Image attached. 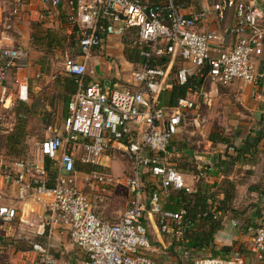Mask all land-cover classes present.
I'll return each instance as SVG.
<instances>
[{
	"label": "built area",
	"instance_id": "1",
	"mask_svg": "<svg viewBox=\"0 0 264 264\" xmlns=\"http://www.w3.org/2000/svg\"><path fill=\"white\" fill-rule=\"evenodd\" d=\"M31 1L13 0L10 14L18 17ZM37 1L48 12L54 10L56 17L63 15L65 32L75 37L77 55L66 57L63 70L74 78L77 90L67 103L61 129L39 141L35 158H0L1 181L14 190L15 202L30 206L23 214L12 202L0 204V223L16 224L33 235L27 249L18 250L8 264H57L56 249L49 244L55 232L66 233L82 254L79 264H163L150 253L145 216L154 219L159 233H171L180 242L207 213L192 220L185 217L184 210L167 213L162 209L169 192L187 187L180 169L169 161L170 148L185 125L186 115L195 107L198 91L189 90L173 107L162 104L160 95L175 61L180 65L175 75L180 85L196 75L195 71L203 81L222 88L236 81L256 85L262 75L252 59L264 52V0H217L212 4L203 0L206 6L190 13H183L185 6L178 0H167L162 7L143 0ZM231 10L236 21L226 31L233 43L223 50L219 35L198 30L209 19L223 23ZM52 18L50 13L39 15L41 22L51 23ZM127 33L132 35L139 56L130 80L122 86L88 81L86 61L91 53L107 40H121ZM163 56L168 58L164 69L153 65ZM30 66L27 50L0 42V87L5 90L11 76L16 99L21 102L28 101V78L18 75ZM113 150L125 156L131 171L123 180L129 193L127 207L110 223L96 210L104 201L100 191L119 184L110 173L100 171L101 158ZM46 160L51 162L48 168ZM76 163L81 168L101 169L83 172ZM144 176L153 186L149 195ZM85 185L95 186L93 196L84 191ZM208 215L213 220L225 219L215 209ZM247 228L261 258L264 226ZM37 236H44L45 243L35 241ZM193 264L248 263L239 252H232L198 258Z\"/></svg>",
	"mask_w": 264,
	"mask_h": 264
},
{
	"label": "rangeland",
	"instance_id": "2",
	"mask_svg": "<svg viewBox=\"0 0 264 264\" xmlns=\"http://www.w3.org/2000/svg\"><path fill=\"white\" fill-rule=\"evenodd\" d=\"M4 3L5 0H0V7L3 13L8 10L5 8ZM189 4L199 8L204 2L203 0L190 1V3L186 5ZM198 31L200 32V30ZM10 36L15 42L14 45L23 43L22 35L14 33ZM30 43L31 41L29 40V45L26 47L31 63V66L26 70L29 96L28 101L24 104L27 110L20 106L21 104L18 103V100L14 96L16 88L12 78L6 82L8 84H6L7 90L4 92V95L5 98H10V100L5 102L8 109L3 111L0 115V155H2L6 161L35 158L39 141L47 136H51L54 130L61 129V120L64 117V93L61 88V83L66 78L63 70V62L66 57H70L68 48L66 47L67 45L62 48H55L45 54L44 52L38 51L40 49L32 47ZM183 66L187 68L190 67L186 63H184ZM28 72H30V74H28ZM195 74V76H198L196 71ZM11 75H13L12 72ZM95 77L101 79L103 76L100 72H97ZM102 80L105 86L110 85L108 79L103 78ZM238 95L236 90H230L228 87L222 88L210 82L203 81L202 87L198 91V95L195 99V107L193 111L186 115L183 132L176 136L172 142L170 148L172 155L169 161L176 164L180 170L182 167H179V164H195V162L199 164L200 162L197 161L199 159L195 158L196 156H207L209 153L214 152L213 149L215 144L208 148L206 146L211 133L221 135L226 140L230 141L231 145H228V147L238 148L242 146L244 141L242 139H237L238 133L240 134L241 130L254 133L259 131V129L262 130L263 127L261 126L262 124H260L257 107L254 104L252 107H248L249 105L244 106ZM18 113H20V117L17 116ZM19 121L25 125L26 132L19 145L21 154L18 157L8 156L2 148L4 137L12 132ZM49 128L51 130H49ZM228 147L227 149L226 145L225 147H221L222 154L226 159V152L235 153V151H230ZM197 151H199V153ZM189 152H191V154ZM183 153L189 154L187 157H184ZM106 155L109 156L108 160L103 158L101 163H106L108 167L100 171L111 173L113 177L118 178L120 183L117 185V188L124 191L125 186L123 180L131 171V165L120 151L113 150L107 152ZM190 155L192 156L190 157ZM208 156L210 157V155ZM205 159H207V157ZM206 164L208 163H200L202 168H204ZM195 167H197L196 164ZM76 168L79 169L81 166L76 163ZM183 170H186V168H183ZM232 174L236 176L239 175L241 185L247 184V188L246 186L244 189V186L241 187L239 195L236 193V198L234 199V206L236 208L233 207V209L235 208L236 210L234 209V211L238 212V214L241 213L239 210L245 209L243 211L245 218L237 219L240 223L249 226L251 225V220L247 213L255 212L257 214L264 212V150L260 151L257 149L251 159L247 156L240 163L238 162L233 165L231 167L230 176H232ZM230 181L236 182V180ZM250 184H253V187L257 186L260 190L259 193L262 194L257 197L258 194L248 188ZM93 187L85 185L83 189L87 194L93 196L96 190L95 186ZM250 191L254 193L255 196L250 194ZM123 202V199L118 202L116 204V209L121 208ZM255 204H258L257 207H255ZM101 205H98V210H96L98 215L101 212ZM116 209L115 211H117ZM114 216L116 218L118 215L115 214ZM113 220L110 219V221ZM12 231H14V229L9 230V228H0V246L2 247V249H0V264H8L9 255L7 253L11 251L9 249L15 245L14 243L10 244V241H8V239L12 238ZM56 241L54 237L51 242L49 241L51 248L54 250L57 248L55 245H58ZM60 243L64 247L69 244V241H62ZM69 249L70 247L68 246V250ZM81 260L82 256L78 254L77 250H71L69 253L58 256L57 264H71L72 262H74L73 264H79ZM184 262L187 263L186 260L178 261L179 264H183ZM190 263L191 262L188 261V264Z\"/></svg>",
	"mask_w": 264,
	"mask_h": 264
},
{
	"label": "crops",
	"instance_id": "3",
	"mask_svg": "<svg viewBox=\"0 0 264 264\" xmlns=\"http://www.w3.org/2000/svg\"><path fill=\"white\" fill-rule=\"evenodd\" d=\"M12 2L13 0H5L4 6L7 11L5 13L2 12L1 7H0V42L1 43H7L12 46L16 47H21L24 48L25 50L26 47L29 45V40H30V23L31 22H36L39 21V15L40 14H52L53 18L51 19L52 23H55L56 27L63 25V22L61 19L56 17L55 11L51 10L50 12L47 11V8L42 5L39 1L37 0H32L29 4H27L24 7L23 12L18 16V17H13L10 14V9L12 8ZM204 4L200 5L198 8L197 6H192V5H186L185 8L182 10L183 13H190L193 11L199 10L201 7H205L206 2L203 1ZM235 16L233 10L229 11L226 15V19L223 23H218L214 21L213 19H209L205 22H203L200 26V31H210L215 33L216 35H219L223 39V44L221 45L222 48L220 49H229L233 43V37L230 33H228L226 30L233 26L235 24ZM65 30V29H64ZM227 32V33H226ZM18 33L22 35L23 43L22 44H17L14 45V40L10 36L11 34ZM25 40V41H24ZM124 46L121 43V40L118 39H110L107 40L104 46L98 50H94L90 57L86 61V79L88 81H93V82H100L103 83V78L108 79L109 84H116L117 86H122L126 82L130 80V72L132 70V65L133 63L127 61L124 56ZM115 62V64H114ZM253 65L255 69L262 75V77L258 80V83L256 85H249V86H244L241 82L236 81L234 82L231 86L228 88L231 90H236L238 92V96L240 97V101H242L244 106L252 107L254 104L257 107V111L259 113V118H260V124L264 128V52L263 55L260 57H254L252 59ZM101 73L102 78L98 79L96 76V73ZM30 74V72H28ZM19 77H24L28 78L27 72L26 71H21L19 72ZM202 87V86H201ZM220 87V86H219ZM227 88V87H226ZM0 115L2 114L3 111L7 110V106L5 104L6 101L10 100V98H5L4 92L5 90L0 87ZM240 92V93H239ZM14 96L16 98V92L14 93ZM183 129L181 130L180 133L183 132ZM179 133V134H180ZM178 134V135H179ZM210 134V133H209ZM254 132H249V131H242L240 134L238 133L237 139L239 140H244L245 137L248 135H252ZM177 135V136H178ZM211 135V134H210ZM244 142L242 143V146L244 145ZM211 145H214L209 140L207 141V148L210 147ZM260 147L258 146L257 149L264 150V138L260 142ZM222 146L225 147V144H218L216 143L214 146V149L212 153H209L210 157L207 156H201L198 155L195 158L199 159L200 163H208L205 165L204 168L201 167L200 163L196 164V169L197 170H207V173H203V182L206 184H209L211 186H216L215 184H219L222 179L224 178L223 173H221L220 168H222L226 162V158H224L222 154ZM239 146V147H242ZM227 149V147H226ZM225 149V150H226ZM230 151H234V147H228ZM199 153V151H197ZM191 154V152H189ZM189 153H183L184 157H187ZM177 156V153H176ZM192 155H190L191 157ZM107 155H105L104 158L105 160H108ZM207 157V159H205ZM0 158H2L4 161V157L0 155ZM252 157H250L251 159ZM196 161V160H195ZM243 161L240 160L239 163ZM238 163V162H237ZM252 163V162H251ZM194 164V165H195ZM253 164V163H252ZM102 165V170L107 169L108 165L106 163H101ZM253 168V167H252ZM182 170V171H181ZM181 173L184 176L185 183L189 189H191L193 185V179H192V171H186L181 169ZM111 174V173H110ZM112 175V174H111ZM231 175V171L228 174V179L230 180H236L233 183L235 184V189L236 193L239 195V190L241 189L242 186L243 189L247 188V184L241 185L239 175ZM113 176V175H112ZM115 178V177H114ZM118 179V178H116ZM119 180V179H118ZM120 183V181H119ZM253 183V182H252ZM254 184V183H253ZM253 184L248 185L251 191L254 193L258 194L260 196L262 193H259V189L256 187H253ZM125 186V185H124ZM118 186H112L110 188L102 189L100 191V195L103 196V204L100 206L101 212L99 213V216L104 219L105 221H110V219H114L113 221L116 222L118 217L122 214V212L126 209L128 200H129V193L128 190L125 186V190L121 191ZM153 190V187H152ZM151 190V191H152ZM117 191V192H116ZM250 191V192H251ZM249 193V192H248ZM254 193H250L255 196ZM14 195L15 192L12 190L10 187H8L6 184H4L1 179H0V204H9L12 202L17 206L18 209L22 211L23 214H27L29 212L30 206L29 204H22L20 202H15L14 200ZM123 197V198H122ZM223 197L222 194L216 196L217 199H221ZM123 199V205L121 208H117V203L122 201ZM215 199L212 201V208L215 209L217 208V202ZM106 201V202H105ZM258 204H255V207H257ZM32 208L34 205H31ZM235 207V206H233ZM236 208V207H235ZM234 208V209H235ZM115 209L117 211H115ZM236 210V209H235ZM245 209L239 210L241 213H243ZM179 210L178 212H180ZM220 212V211H218ZM177 213V212H176ZM222 213V212H220ZM237 212L236 217H228V215H225V219L221 222V229L214 234L213 236V246L206 247L204 249H194V250H189L185 252H181L179 248L174 251V246L175 242H179L176 240L175 236L172 235L171 233H159L158 228L156 227V224L154 222V219H149L147 216L146 220H144V223L147 228L148 232V237L149 241L151 244V255L154 257V259L157 262L163 263V264H179L178 261L181 260H186L187 263L183 264H188V260L190 259L191 264L198 259V258H204V257H220L223 255L230 254L232 252H239L244 261L248 264H264V251L261 253V258H258L257 253L255 252L252 244V234L251 232L248 231L247 227H255L257 225H262L264 226V212L261 213H247L249 219L251 220V225L249 226H244L242 223L237 218H245V214H241ZM115 214L118 216L115 218ZM224 215V214H223ZM113 221H110V223H114ZM237 223V227H233V223ZM201 225H196L193 227V229H189L190 231L187 233V236L184 238V242H188V236L192 232H201ZM0 228H9L14 229L11 233L10 241L11 243H14L15 245L11 247L7 254L9 255V262H13L14 258L16 257L15 253L18 252V250H26L28 247V240H31V237H33L31 232H28L26 230H23L19 228L16 224H13L12 226H7L5 224L0 223ZM54 237L56 239V243L58 245H55L56 251L58 256L63 255L65 253H69L71 250H76L75 247L71 244L69 237L66 235V233L62 232H55L51 234V240ZM46 241V240H45ZM62 241H69V244L67 246L61 245L60 242ZM21 244H26V247L24 249H20ZM68 246L70 249L68 250ZM224 248V249H222ZM0 249L2 247L0 246ZM173 250V251H172ZM78 254L82 256V254L77 250ZM58 256L57 262H58ZM179 258V259H177Z\"/></svg>",
	"mask_w": 264,
	"mask_h": 264
},
{
	"label": "trees",
	"instance_id": "4",
	"mask_svg": "<svg viewBox=\"0 0 264 264\" xmlns=\"http://www.w3.org/2000/svg\"><path fill=\"white\" fill-rule=\"evenodd\" d=\"M190 1H198V0H178V3L186 6L187 3ZM217 0H208L209 4L216 2ZM144 3L150 6H159L162 7L166 5L167 0H143ZM59 19L62 20L64 23V16L59 15ZM55 23L49 22H31L30 23V45L34 48H38L40 52H44L47 54L49 51L53 49H58L66 46L68 48L69 56L75 57L77 55V49L75 48V37L73 34H67L64 30V27L55 26ZM121 43L124 46V56L125 59L133 64H137L139 61V56L137 50L134 48L132 44V35L128 34L125 35L121 39ZM168 63V58L163 56L160 57L157 62L153 65H157L161 68H165ZM180 67L177 61L174 62L171 71L168 77V85L165 90L160 95V100L162 104L168 107L175 106L177 100L182 98L186 95V93L191 91H199L203 84L202 78L198 76H191L187 79V82L184 85H180L176 79V71ZM66 75V74H65ZM174 75V76H173ZM12 77L10 76L9 79ZM8 79V80H9ZM13 81V78H12ZM8 84V83H6ZM61 88L64 93V117L67 114V103L70 97L75 94L77 90V85L74 81L73 77L66 75V78L61 83ZM25 110H27L25 106V102L18 101ZM20 117V113L17 114ZM264 128L262 130L255 132L252 135H248L244 139V145L242 147L234 148L235 153H228L226 152V162L222 168H220L221 173H223L224 178L219 184H215L216 186H211L203 182V173H207L208 171L205 170H196L194 164H179V167L186 168V171H192V179L193 185L191 189L186 187L179 191H171L168 194V197L164 201L162 205V209L164 212L167 213H176L179 210L185 211V217L195 220L197 215H201L207 213L205 217L196 223V225H201V232H192L188 236V242H184V238L187 236V233L193 229L187 230L183 236V241L175 242L174 251L179 248V250L183 253L186 250H194V249H204L209 247L210 245L213 246V236L221 229V222L222 218L219 220H213L208 213H210L212 208V201H214L216 196L222 194L223 197L219 200L217 199V208L216 211L222 212V217L225 218V215L230 214L228 217H236L237 212L234 211V199L236 198V189L235 184L228 180V174L231 171V167L235 165L240 160L252 157V155L256 152L257 147L259 146L260 142L264 138ZM25 125L19 121L18 124L14 127L11 133L7 134L4 137V144L2 146L5 154L8 156L18 157L21 154L19 149V145L21 144V140L25 135ZM210 141L214 144H225L226 147L231 145L230 141L226 140L223 136L212 134L210 136ZM51 165L49 160L45 161V166L48 168ZM97 168L95 166H85L79 168V170L83 172H91L95 171ZM146 184V193L147 195L150 194L152 190V185L150 182L147 181V177L144 176L143 178ZM257 186H255L256 189ZM258 188V187H257ZM234 211V212H233ZM228 213V214H227ZM224 214V215H223ZM195 225V226H196ZM244 225V224H243ZM246 226V225H244ZM35 241H39L41 243H45L44 236H37L34 238ZM210 246V247H211ZM26 244H21L20 249H24ZM224 249V248H222ZM173 251V250H172ZM56 251V256L57 255ZM179 259V258H177ZM189 262L190 259L188 260ZM191 264V263H190Z\"/></svg>",
	"mask_w": 264,
	"mask_h": 264
},
{
	"label": "water",
	"instance_id": "5",
	"mask_svg": "<svg viewBox=\"0 0 264 264\" xmlns=\"http://www.w3.org/2000/svg\"><path fill=\"white\" fill-rule=\"evenodd\" d=\"M74 262H72L71 264H73Z\"/></svg>",
	"mask_w": 264,
	"mask_h": 264
}]
</instances>
